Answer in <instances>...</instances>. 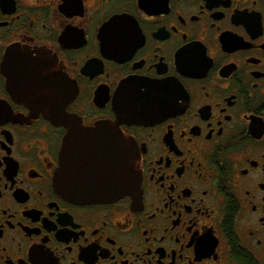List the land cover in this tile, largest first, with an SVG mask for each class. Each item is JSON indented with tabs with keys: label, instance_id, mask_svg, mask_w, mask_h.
Instances as JSON below:
<instances>
[{
	"label": "flooded vegetation",
	"instance_id": "obj_1",
	"mask_svg": "<svg viewBox=\"0 0 264 264\" xmlns=\"http://www.w3.org/2000/svg\"><path fill=\"white\" fill-rule=\"evenodd\" d=\"M0 264H264V0H0Z\"/></svg>",
	"mask_w": 264,
	"mask_h": 264
},
{
	"label": "water",
	"instance_id": "obj_2",
	"mask_svg": "<svg viewBox=\"0 0 264 264\" xmlns=\"http://www.w3.org/2000/svg\"><path fill=\"white\" fill-rule=\"evenodd\" d=\"M44 111V109H41ZM115 162H124V155L120 154L118 151L115 153ZM127 162H129V157ZM136 162V157L134 153H131V163L134 165ZM59 163L61 164V153L59 155ZM60 167L59 171L56 176V182L55 185L56 187L64 193L68 194L69 197L72 199L76 200H87V198L94 197V196H102V197H116L120 195L121 193L125 192V189H132L137 184V179H138V172L135 170V168L132 169V174H131V183H128L127 186H122V185H114V186H102L99 184H91V185H86V186H75V185H70L69 187H66L61 184V175H60Z\"/></svg>",
	"mask_w": 264,
	"mask_h": 264
}]
</instances>
